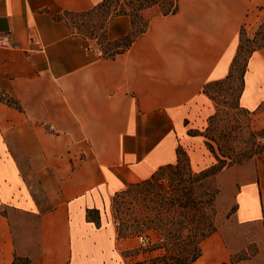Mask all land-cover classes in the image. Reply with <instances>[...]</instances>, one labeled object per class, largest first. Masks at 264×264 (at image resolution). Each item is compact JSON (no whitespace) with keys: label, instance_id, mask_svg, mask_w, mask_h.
Here are the masks:
<instances>
[{"label":"crops","instance_id":"1","mask_svg":"<svg viewBox=\"0 0 264 264\" xmlns=\"http://www.w3.org/2000/svg\"><path fill=\"white\" fill-rule=\"evenodd\" d=\"M100 2L0 0V32L20 46L0 50V264H121L99 211L175 164L178 147L188 152L215 113L205 86L228 76L242 34L252 39L264 25V0H177L174 14L145 10L148 28L125 52L100 58L64 17ZM130 31V17L116 16L106 36ZM239 102H264V48L247 60ZM235 201L238 223L264 226L263 165ZM15 226H37L33 247L23 249ZM200 249L192 264L230 257L218 232Z\"/></svg>","mask_w":264,"mask_h":264},{"label":"rangeland","instance_id":"2","mask_svg":"<svg viewBox=\"0 0 264 264\" xmlns=\"http://www.w3.org/2000/svg\"><path fill=\"white\" fill-rule=\"evenodd\" d=\"M128 1L111 0L107 9H99L82 18L67 16L68 26L73 32H76V28H89L88 31H91L90 27L93 26V35L101 43L102 51L109 49L106 41L99 37L101 32L99 27L114 8L128 4ZM132 2L137 6L142 0H132ZM149 9L161 14L164 7L161 5V0H158L157 5ZM142 20H146L143 13ZM241 40L242 48L232 76L205 89L206 95L214 105L215 113L208 119L206 128L195 133L197 141L187 150L188 159L182 157L180 175L169 170L157 173L151 184L142 183L140 186L128 187L99 211L116 233L115 245H118L121 264H133L149 257L163 255V245L171 249L172 240L177 234H181L183 238L192 235L194 226L188 225L184 218L179 219L181 223L178 225L173 224V220L176 219H172L169 214V202L175 194V189L180 186V181L183 187L188 186L189 172L199 173L211 165L208 164L209 162L215 163L214 156L205 144L210 145L229 166L207 179L206 184L216 190L217 194L209 204L203 201L200 203L201 209L197 213L195 227L212 226L222 235L230 256L246 253L251 257L250 264H264V226L260 223L240 224L235 217L237 207L235 196L238 188L254 182L257 178L258 166H264V106L259 110H246L238 106L242 89V72L246 67L249 52L256 48H264V25L252 39L246 38L243 33ZM188 160L189 164L191 160L195 171L191 168V164L192 171H190ZM176 194L181 195V193ZM188 197L189 195L183 197V203L186 205L189 204ZM18 220L29 221L24 216L19 217ZM115 223L118 225L116 226ZM37 229V226H15V235L23 243V249H29L36 243ZM143 234L150 235L151 244L139 245L138 237ZM160 236H163L162 242Z\"/></svg>","mask_w":264,"mask_h":264},{"label":"trees","instance_id":"3","mask_svg":"<svg viewBox=\"0 0 264 264\" xmlns=\"http://www.w3.org/2000/svg\"><path fill=\"white\" fill-rule=\"evenodd\" d=\"M111 0H102L99 4L91 8L90 10H87L85 12L80 13H65L64 17L65 19L67 16L71 18H82L84 16H89L94 11L96 12L99 9H107L110 5ZM128 4H123V6H119V8H114V11H112L109 15V17H106L103 20V25H101L99 28L101 30L99 37L106 41V45L109 46V49H104L103 53L104 56L108 58H112L117 54L125 52L134 42V40L143 33L148 28V20H142V13L155 5H157L158 0H142V3L139 2L137 6H135L132 2V0L128 1ZM161 5L164 7L161 15L166 16L169 14H174L177 10V0H161ZM134 6V7H133ZM116 16H129L131 19V31L126 35L118 40L115 41H109L106 36L107 31V24L108 21ZM67 21V20H66ZM68 24V23H67ZM262 27V26H261ZM91 31H88L89 28H83V29H77L76 32L71 31V33L76 34L78 36H81L92 44H95L99 47H101V43L98 42V39L95 35H93L94 27H90ZM89 34V36L87 35ZM92 37V38H91ZM242 39V38H241ZM242 48V40L240 43V47L238 49V53L232 63L230 72L228 76L222 80L210 83L205 86L204 88V94L205 89L208 88L212 84H218L223 81L228 80L234 71L235 65L237 63L239 54L241 52ZM261 49L256 48L249 52V57L252 52ZM248 57V58H249ZM246 71V67L244 71L242 72V89L241 93L238 98V106L240 107V97L242 95L243 89H244V74ZM207 96V95H206ZM208 97V96H207ZM264 106V102L257 108L258 110ZM209 152L214 156L215 163L211 164L209 167L205 168L204 170L200 171L199 173H190L188 174V186L183 187L182 182L180 181V186L175 189V194L170 198L169 202V214L171 215L173 220V224L178 225L180 222L179 219L184 218V220L187 221V224H191L194 226V230L192 232V235L187 237H182L181 234H177L175 238H173L171 243V249L167 248V245H163L164 254L159 255L157 257H149L142 261L135 262L133 264H192L194 263L201 255V249H200V243L215 233V229L210 226L209 228H200L195 227V220L197 218V213L201 209L202 201L205 202V204H209V202L213 201L214 196L217 194L216 190H213L208 187L206 184L207 179L215 176L219 172H221L224 168L229 166L228 163L225 162V160H222L219 155L213 150V148L205 144ZM176 156L177 160L175 164H167L164 166H161L158 168L157 171H155L151 177L145 181L133 184L131 186H140V184L143 183V185H149L151 184V180L157 176V173H161L164 170H169L171 172L176 173L177 175H180L181 172V162L182 157H188L186 152L182 150V148L178 147L176 149ZM188 159V158H187ZM189 164V160H188ZM190 171V164H189ZM130 186V187H131ZM207 191L208 193H205ZM176 193H181V195H178ZM185 195H189V204L186 205L183 203V197ZM205 200H202L204 199ZM207 198V200H206ZM188 207V208H187ZM186 211V212H185ZM87 218L94 224L98 225V211L97 210H88L87 211ZM163 236H160V242H162ZM158 242V243H160ZM251 257H248L246 253H241L239 255H232L229 257V260L227 262H224L223 264H242V261H247V264H250ZM12 264H29V260L27 258H19L15 257Z\"/></svg>","mask_w":264,"mask_h":264},{"label":"built area","instance_id":"4","mask_svg":"<svg viewBox=\"0 0 264 264\" xmlns=\"http://www.w3.org/2000/svg\"><path fill=\"white\" fill-rule=\"evenodd\" d=\"M30 40H32V38H30ZM18 49H20V46L18 44H16L15 42H13L7 33L0 32V50H18ZM89 49L97 57H100V58L104 57V53L99 46L90 43ZM0 98L4 99L5 96L1 95ZM48 129H50V127H48ZM115 225L117 226L118 224L115 223ZM138 243L140 246H146L148 244H151L152 241H151L150 235H148V234L140 235L138 237Z\"/></svg>","mask_w":264,"mask_h":264}]
</instances>
